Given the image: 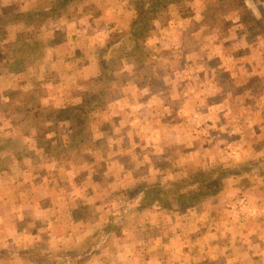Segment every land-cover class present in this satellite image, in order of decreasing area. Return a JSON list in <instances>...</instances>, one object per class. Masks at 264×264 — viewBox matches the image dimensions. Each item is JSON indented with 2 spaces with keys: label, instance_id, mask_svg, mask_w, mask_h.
<instances>
[{
  "label": "crops",
  "instance_id": "crops-1",
  "mask_svg": "<svg viewBox=\"0 0 264 264\" xmlns=\"http://www.w3.org/2000/svg\"><path fill=\"white\" fill-rule=\"evenodd\" d=\"M124 1L96 0L95 20L87 17L92 12L82 11L91 1L66 3L75 17L62 14L59 21L88 18L89 24H81L78 32H89L86 43L94 48L100 42L119 47V62L106 66L103 57L108 55L97 51L80 66V73L73 71V77L40 81L43 95L52 94V99L44 96L47 111L40 116L54 124L61 108L67 121L81 115L65 128L58 127L63 132L57 152L60 147L66 150L58 152L55 162L60 159L67 167L53 164L44 172L37 163L31 169L30 156H19L21 143L9 146L13 154L0 158V178L9 177V167L21 160L17 165L30 171V178L48 186L46 191H30L32 204L26 208L16 198L17 181L4 179L15 198L9 200L12 195L0 190V264H62L58 256L66 253H81L80 264H264V32L246 28L240 35L237 26L243 24L242 18L235 30L228 19L226 33H209L203 28L215 21L199 12L198 0L197 8L180 14L178 22L173 21L171 4L159 10L137 42L140 35L134 36L132 26L137 9L132 1L128 5ZM28 2L0 0V31L8 22L17 31L13 11ZM73 6L81 13L75 15ZM190 24L194 26L189 28ZM241 37L245 43L233 41ZM137 49L145 59L135 55ZM64 70L61 67L59 74ZM54 88L60 91H50ZM162 135L168 143L160 141ZM177 159L191 168L212 167L209 172L221 182L217 192L203 195L209 199L202 206L175 209L181 214L169 219L167 206L160 202L149 206L157 191L152 190L153 198L144 199L139 207L152 222L145 217L143 222H122L124 206H116L118 195L138 182L157 181L172 171ZM102 181H107L102 191L92 188ZM26 182L33 187L30 179ZM62 186L67 190L58 189ZM69 187L84 189L85 201L78 203ZM163 214L164 221L158 217ZM110 217L114 222L108 221ZM108 224L106 236L98 237ZM144 228L148 236L143 235ZM95 237L96 247L88 250ZM153 247L162 254L152 252Z\"/></svg>",
  "mask_w": 264,
  "mask_h": 264
},
{
  "label": "rangeland",
  "instance_id": "rangeland-1",
  "mask_svg": "<svg viewBox=\"0 0 264 264\" xmlns=\"http://www.w3.org/2000/svg\"><path fill=\"white\" fill-rule=\"evenodd\" d=\"M89 1H91L89 5L82 8V11L87 9L89 13L92 12L91 14H87L88 18L91 17L92 20L98 19V8L95 6L97 2L96 0ZM130 1H132V3L134 2V0H126V2H124L128 5ZM197 2L198 0H177L179 14L186 15L192 13L194 9L197 8ZM122 3L123 2H119L118 5H121ZM174 3H176V1ZM29 6V11L23 10L22 13L30 11L33 13H30L28 16L24 15L22 21L13 17L15 22L19 21V23L14 24L18 25L17 31L10 29L13 22L6 23L4 30L0 31V34L2 35L0 37V158L8 157L9 153L13 154L12 151L8 150L9 146L21 143L22 149L18 150L20 153L19 156L23 158H28L30 156L28 158V166L31 169L36 168L37 163H39L38 167L43 168L44 172H47L52 170L53 164L61 168L68 166L67 163L62 162L60 159H57L55 162L58 152L63 153L66 150V148L60 147L57 152L56 145L58 144V141H61L60 138L62 135H60V133L63 132V130H60L58 127H61V129L65 128L70 120L76 121L81 114L70 117L67 121V119H65L67 112L64 113V108H61L63 110L60 115L57 116L58 121H55L54 124L46 119V115L40 116V113L45 114L47 111V108L44 107L46 104L40 100H44V96H49L50 99H52V94H49L51 92H47L45 93L47 95H43L45 88L40 84V81H45L46 79L52 81L60 76L63 78L73 77V71L76 73L79 71L80 73V66L91 59L97 51L108 55L106 58L103 57V63L106 64V66L114 67L119 62L118 58L121 52L119 47L107 46L102 44V42H100L96 48L86 43L89 39V32L80 33L77 28H80L81 24L88 25V18L84 20L80 17L81 19L78 20V22H70L68 19L66 21H59L62 14L71 13L70 11L72 9L66 8V5H60V7H57L59 8L57 14L51 12H41L40 14V9H42L40 8V0H29ZM77 8L80 9L78 6L74 9L73 6V13L75 15H77L78 12L81 13L80 10L77 11ZM198 10L201 14H204L211 20L213 19L215 21L211 27L203 28L209 33H226L228 19L234 21V27H232V29L235 30V24L240 22L239 20H242V18L244 20L243 24L240 25L241 23H239L237 26V31L240 35H243L246 32V28H249L256 33L261 31L264 32V0H248L247 2L246 0H202V4L199 5ZM17 11L18 10L14 9L13 13H17ZM135 13L136 12H134V15ZM161 14L162 13L159 14L158 19H161L163 15ZM72 17L75 16L72 14ZM134 17L135 16H133L132 21L135 19ZM199 17L200 15L198 14L193 20L196 22ZM195 22L192 21V23ZM54 26L56 27L54 28ZM193 26L194 25L190 24L189 28ZM8 35L9 38H5ZM234 37L233 34V38ZM233 41H240L242 44L245 43L243 37L235 38ZM135 55L140 59L146 58V55L141 53L139 49H137ZM150 58L151 57L148 59ZM61 67L66 70L59 74V69H61ZM59 89L60 88L56 90V88H54L50 91L53 90L54 92H59ZM206 89L209 90L210 87ZM131 115L132 114L130 113V116ZM66 121L67 123H65ZM56 129H58L57 134L53 135L52 132L55 133ZM130 130L131 128L129 127L127 131L131 135L132 130ZM48 137L51 138L46 140ZM52 139L55 140V143L51 142ZM160 141L168 143L165 141V135H162ZM65 154H68V151ZM52 156L53 160L52 162H49V159ZM19 163H22L21 160L9 167L11 172V174H9L10 178L8 175L0 178V190L1 192L4 191L5 193L12 195V188L10 185L5 184L4 179H10L11 181L13 179L17 181L19 191L16 198L19 199L18 201L20 202L21 207L27 208L32 204V200L30 201L28 196L31 194L30 191H40V188H43L46 191L48 186L44 180L40 181L39 179L37 181V179L30 178L32 173L26 171L25 168L21 169V167L17 165ZM209 163H211V161L206 160L205 165L208 166L210 165ZM170 168L172 171H167L166 174L164 173V176L157 181L138 182V185L126 188L122 197L121 194L118 195L119 199L117 197L118 200L116 199V206H124V216L121 219L122 222H143V217H145V221H148V223L152 222L153 218L148 220L146 217L147 212H142L139 209L140 206H143L146 203L144 199L150 200V198H153L151 193L152 190L157 191L152 202H148L150 203L149 206L159 205L160 202V205L163 204L171 209L169 216H167L168 213L166 215L163 214L158 216L160 218L163 216L164 221L166 216L169 219H172V217L180 215L181 212L189 206L195 205L196 207L204 205L209 198L207 197V199H204L201 197L206 194H211L212 191L216 193L217 188L221 185L220 181H215V178L217 177H214L209 172V169H212V167L205 170H203L201 166L191 168L186 165V161L177 159ZM21 171L23 174H21ZM24 171L26 173H24ZM79 176L84 178L85 175L84 173H81ZM222 176L223 175H221V178ZM223 177H225V175ZM87 178L91 183L94 180V178H90V176ZM27 179H30V181L33 182V187H30L26 182ZM106 185L107 181H102L100 185H94L92 188L97 190L101 187L102 191ZM58 189L67 190L66 186H62ZM69 189L70 190L68 191L71 193L72 190H75V195L78 197V203H80V201H85L83 197L85 195L84 189H81L80 187H69ZM148 190H150L148 195L143 196L144 191L147 192ZM139 192L141 193L140 195ZM12 197L14 196L12 195L8 199L10 200ZM4 206L3 211L6 209L5 202ZM17 206L19 205L16 203L13 205V208L16 209ZM175 209L176 211L180 209L181 212L176 213ZM31 213L32 212L29 210L28 215L33 217ZM31 217L29 221L34 223L35 220ZM109 219L110 220L108 221L114 222L113 217H110ZM6 221L10 222L8 220ZM143 230V235L146 234V236H148V229L144 228ZM107 232H109V224L104 226V229L98 231L97 235L99 233L98 237L101 235H104L105 237ZM96 244L97 237H95L94 241L89 244L88 250L94 249ZM145 246L147 247L148 245L146 244ZM16 251L18 250H16L15 246L12 252L16 253ZM152 252L157 255L162 254L161 249L156 247H153ZM93 253H95V251H92V254ZM82 256L81 253H66L59 255L58 259H60V263L62 264H80L82 262L79 260V257ZM147 263L151 264L149 261ZM167 264L180 263L178 261H173L172 263Z\"/></svg>",
  "mask_w": 264,
  "mask_h": 264
},
{
  "label": "trees",
  "instance_id": "trees-1",
  "mask_svg": "<svg viewBox=\"0 0 264 264\" xmlns=\"http://www.w3.org/2000/svg\"><path fill=\"white\" fill-rule=\"evenodd\" d=\"M70 0H40V14L41 12H51L53 13L56 10H59L60 5H66ZM176 1V3H174ZM179 1V0H178ZM135 8L137 9V14L135 15V19L132 21L133 33L137 38V42H141L142 38L148 32V27L151 24V19L155 16L159 10L169 8V4H171L172 14L174 17V22H178L180 18V14L178 12L179 5H177V0H134ZM137 4V5H136ZM29 2L25 3V7L21 8L17 11V13H13L12 18H18L22 21L24 15H30L33 12L22 13L23 10L29 11ZM183 9V8H182ZM50 14V13H49ZM19 22V21H18ZM139 39V41H138ZM40 100V99H39ZM42 101V100H40Z\"/></svg>",
  "mask_w": 264,
  "mask_h": 264
}]
</instances>
